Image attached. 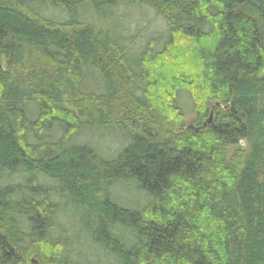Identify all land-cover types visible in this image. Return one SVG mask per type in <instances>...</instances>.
<instances>
[{
  "label": "trees",
  "instance_id": "trees-1",
  "mask_svg": "<svg viewBox=\"0 0 264 264\" xmlns=\"http://www.w3.org/2000/svg\"><path fill=\"white\" fill-rule=\"evenodd\" d=\"M100 259L264 264V0H0V264Z\"/></svg>",
  "mask_w": 264,
  "mask_h": 264
},
{
  "label": "rangeland",
  "instance_id": "rangeland-1",
  "mask_svg": "<svg viewBox=\"0 0 264 264\" xmlns=\"http://www.w3.org/2000/svg\"><path fill=\"white\" fill-rule=\"evenodd\" d=\"M153 22L156 24V22H155L154 20H153ZM145 29H146V27H145ZM80 30H81V29H76V30L67 29L66 32H67V33H73V32H75V31L78 32V31H80ZM25 63H26V64H25V67H24V68H26V70H28V69L30 68L31 65L39 64V63H44V62L41 61V60H39V59H37V58H34L33 60L27 59ZM22 72H23V71H22ZM18 73H21V71H19ZM22 75L25 76L26 73H23ZM19 76H20V75H19ZM16 77H18V76H16ZM74 104H75V103H74ZM74 104H73V105H74ZM70 105H71V103H70ZM186 123H187V126H192V125H193V117H188ZM128 125H130V124H128ZM128 130H129V132L134 133V134H138L139 132H141V128H139V127H138L137 131H136V130L129 129V128H128ZM255 140H256V139H255ZM255 142H259V140H256ZM238 148L243 149V150H245L246 152H249V149H250V143H248L247 141H243V142H241V144L239 145ZM235 149H236V148H230V149H229V151H228V157H230V156L233 154V152L235 151ZM133 199H135V197H133ZM33 258H34V257L31 258V261H33ZM100 260H101V262L107 264V260H105V259H100Z\"/></svg>",
  "mask_w": 264,
  "mask_h": 264
},
{
  "label": "water",
  "instance_id": "water-1",
  "mask_svg": "<svg viewBox=\"0 0 264 264\" xmlns=\"http://www.w3.org/2000/svg\"><path fill=\"white\" fill-rule=\"evenodd\" d=\"M210 121H211V114H210V116H209V118H208V120H207V124H209Z\"/></svg>",
  "mask_w": 264,
  "mask_h": 264
}]
</instances>
